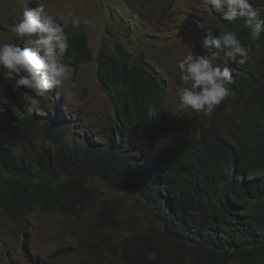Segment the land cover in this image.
Returning a JSON list of instances; mask_svg holds the SVG:
<instances>
[{
    "label": "trees",
    "instance_id": "1",
    "mask_svg": "<svg viewBox=\"0 0 264 264\" xmlns=\"http://www.w3.org/2000/svg\"><path fill=\"white\" fill-rule=\"evenodd\" d=\"M251 3L264 19V0ZM225 27L253 52L230 64L233 95L210 114L162 112V77L125 50L98 59L99 87L115 112L102 144L76 142L61 115L39 124L17 108L24 95L12 93L8 101L24 117L1 113L0 130L25 144L13 149L0 139V211L18 233L35 209L79 224L95 211L76 249L88 264H264V34L250 41L242 18H222L217 32ZM71 51L74 69L92 60L85 36L71 40ZM93 180L144 200L160 239L138 233L120 241L122 206L117 198L98 204Z\"/></svg>",
    "mask_w": 264,
    "mask_h": 264
},
{
    "label": "rangeland",
    "instance_id": "2",
    "mask_svg": "<svg viewBox=\"0 0 264 264\" xmlns=\"http://www.w3.org/2000/svg\"><path fill=\"white\" fill-rule=\"evenodd\" d=\"M44 3L53 16L73 13L92 22L91 25L81 23L79 28L69 23L65 30L68 36L84 33L94 57L104 45L112 50L120 46L141 56L165 83L162 112L175 116L191 110L178 108L177 89L181 82L176 65L188 54V47L194 54H204L206 50L201 44L205 32L207 28L218 31L221 13L211 6L202 7V0H44ZM24 7H31L28 0H0V42L16 38L10 29L19 21ZM24 44L28 45V41ZM211 52L220 53V49L211 48ZM224 59L219 58L216 63L223 65ZM12 93L16 95L0 74V104L14 115L8 101ZM54 95V104L48 103L46 97L42 99L43 114L33 112L38 123H43L45 117L61 115L75 128L71 132H76L73 136L76 142L84 143L87 139L90 143L102 144L99 133L109 128L115 112L109 97L99 88L97 64L83 65L74 71ZM17 99L27 114L25 96ZM4 110L0 109V115ZM11 134L9 130H0V139L10 148L23 147L25 140L13 139ZM40 146L47 149L51 145L39 141L36 147ZM91 183L98 204L112 198L121 204V224L116 235L120 241L138 233L160 239L162 228L144 200L112 190L98 180ZM94 212H87L83 224H79L35 209L24 231L18 233L0 211V264H88L87 256L76 253V249L78 238L92 221Z\"/></svg>",
    "mask_w": 264,
    "mask_h": 264
},
{
    "label": "clouds",
    "instance_id": "3",
    "mask_svg": "<svg viewBox=\"0 0 264 264\" xmlns=\"http://www.w3.org/2000/svg\"><path fill=\"white\" fill-rule=\"evenodd\" d=\"M28 2L31 7H24L19 21L11 26L10 30L16 38L13 41L0 42V74L4 80L8 81L13 92H19L25 96L29 113L43 114L42 99L50 96L49 90L53 94L56 93L57 89L72 77L74 71L83 65L93 62L97 64L99 82L98 59L103 52L111 57L118 56L123 50L133 55L120 46L112 50L104 45L97 57H94V52L84 33L68 36L65 30L69 23L79 28L81 23L91 25L90 20L73 13L56 17L47 10L44 0H40L39 3L32 0ZM209 6L222 14L219 22L222 18L228 22H236L238 18H242L243 27L249 30L250 41H259L264 34V19L261 18L260 10L253 6L251 0H202V7L207 9ZM78 36L86 37L92 60L89 63L79 64L74 69L70 66L73 59L71 40ZM26 40L28 45L24 44ZM201 47L206 50L202 55L194 54L188 47V54L176 65L181 82L177 89L178 108L210 114L226 98L233 95L229 87L234 83L233 69L230 64H245L253 49L241 43L237 31L227 27L219 32L207 28ZM211 48L224 51L223 66L216 63L218 53L211 52ZM21 88L27 91L23 93ZM17 108L21 113L19 104ZM0 109L4 110L1 104ZM5 113L12 119L24 117L17 112L13 115L10 110Z\"/></svg>",
    "mask_w": 264,
    "mask_h": 264
},
{
    "label": "water",
    "instance_id": "4",
    "mask_svg": "<svg viewBox=\"0 0 264 264\" xmlns=\"http://www.w3.org/2000/svg\"><path fill=\"white\" fill-rule=\"evenodd\" d=\"M20 90H22L23 93H24L25 91H27L26 89H23V88H21Z\"/></svg>",
    "mask_w": 264,
    "mask_h": 264
},
{
    "label": "bare ground",
    "instance_id": "5",
    "mask_svg": "<svg viewBox=\"0 0 264 264\" xmlns=\"http://www.w3.org/2000/svg\"><path fill=\"white\" fill-rule=\"evenodd\" d=\"M20 224V223H19Z\"/></svg>",
    "mask_w": 264,
    "mask_h": 264
}]
</instances>
